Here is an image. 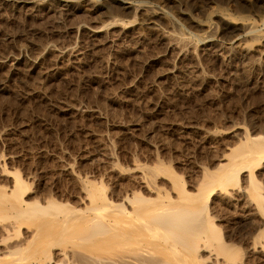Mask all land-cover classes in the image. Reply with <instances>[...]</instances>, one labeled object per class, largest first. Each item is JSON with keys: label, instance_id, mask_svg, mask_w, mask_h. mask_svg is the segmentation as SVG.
I'll return each instance as SVG.
<instances>
[{"label": "rangeland", "instance_id": "1", "mask_svg": "<svg viewBox=\"0 0 264 264\" xmlns=\"http://www.w3.org/2000/svg\"><path fill=\"white\" fill-rule=\"evenodd\" d=\"M135 1L0 0V184L18 170L33 196L78 204L89 181L164 164L194 187L246 131L264 133V2ZM151 5L165 11L154 24ZM209 24L226 37L206 40ZM256 177L264 191V164ZM241 181L215 195L216 224L242 264H264V216Z\"/></svg>", "mask_w": 264, "mask_h": 264}, {"label": "bare ground", "instance_id": "2", "mask_svg": "<svg viewBox=\"0 0 264 264\" xmlns=\"http://www.w3.org/2000/svg\"><path fill=\"white\" fill-rule=\"evenodd\" d=\"M119 2L128 8L137 3ZM164 14L151 5L147 22L154 24ZM215 17L227 21L219 12ZM206 28V40L227 35L210 24ZM241 28L228 40L241 44L254 24L247 21ZM255 134L246 131L194 187L172 166L140 165L134 168L140 174L127 184L109 188L89 181L86 202L72 204L33 196L21 172H10L12 184H0V264H242V250L216 224L213 199L239 187L247 173L246 192L264 216V191L256 177L264 164V133ZM260 227L256 233L262 236Z\"/></svg>", "mask_w": 264, "mask_h": 264}]
</instances>
